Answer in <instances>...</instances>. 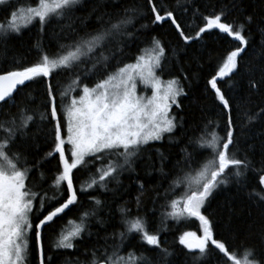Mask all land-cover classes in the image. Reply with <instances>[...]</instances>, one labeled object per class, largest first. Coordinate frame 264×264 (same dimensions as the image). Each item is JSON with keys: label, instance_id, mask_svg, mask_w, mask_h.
<instances>
[{"label": "snow or ice", "instance_id": "1", "mask_svg": "<svg viewBox=\"0 0 264 264\" xmlns=\"http://www.w3.org/2000/svg\"><path fill=\"white\" fill-rule=\"evenodd\" d=\"M146 3L151 24L170 22L185 45L201 39L202 34L213 29L239 42L208 80L224 113L223 134L216 131L219 124L206 121L199 136L188 138L191 151L187 145L181 148L183 163L178 160L171 174L164 172L165 155L156 149L161 160L160 171L171 180L164 192L165 207L170 211L162 216L174 221L194 217L200 222L202 235L188 231L179 237V243L193 254L194 264H212L214 252L222 254L231 264H264V132L260 137L258 162L247 154L238 155L249 150L255 155V144L246 142L245 145L242 140L257 139L250 126L259 123L264 127V106L258 105V111L249 109L242 114L241 107H234V101L218 86V81L225 77H240L245 83L246 96L264 97V18L257 22L252 14L241 12L243 0H229V4L218 12L201 14L205 23L192 36L185 33L176 13L191 11L194 16L199 14L194 0L191 8L185 7L182 0H176L175 7L158 6L154 0H146ZM82 4L83 0H38V6H25L16 0H0V7L9 13L6 22L0 23V44H7L14 36L21 35L22 29L34 22L39 24L42 34L45 26L53 21L60 27V34L54 33L56 51L45 49L38 41L36 63L0 74V264H29L33 253L39 264H52V257L46 253L43 233L78 203L74 170L79 169L88 176L80 184V192L109 191V184H119L124 172L135 171L136 160L154 147L155 142L164 140L166 134L171 140V134L178 127L177 116L171 110L173 106L182 107L179 98L187 96L182 79L187 80L188 76L181 66L180 75L167 81L161 79L171 62L169 47L152 36L148 45L139 49L135 62L121 64L120 61L124 50L134 45L143 34L142 29L149 26L136 27V21L145 12L132 5L124 9L123 15L113 18L102 10L104 2L100 0L93 8V12L99 13L96 16L98 26L87 31L86 20L75 16ZM232 11L240 12L244 17L238 26L222 22V17ZM254 28L260 36L259 45L250 38ZM246 50L257 58L253 67L240 64L244 59L242 53L248 55ZM171 52L172 56L176 55L175 49ZM61 75L69 81L62 89L53 83ZM34 82L46 85V94L39 106L27 94L20 96ZM138 85L150 88L151 95H139ZM78 88L82 94L72 96ZM242 115L247 118V124L238 128L237 120ZM50 127L54 129L51 133L53 144L41 155L36 151L37 134L47 133ZM245 128L249 129L247 133ZM44 139L47 140V135ZM66 146H69L70 157L66 156ZM34 153L30 161L29 156ZM57 154V173L52 177L50 187L45 188L48 177L42 169L45 162H50ZM250 173L258 174L259 189H253L250 198H254L261 213L259 230L243 246L242 253H238L215 237L213 222L202 214V209L221 186L235 184L241 190L250 187ZM181 187L184 190L178 198L168 196L169 192ZM137 191L135 202L139 209L145 192L143 182H139ZM155 195L159 197L160 193ZM61 196L65 198L61 200ZM91 200L95 207L84 211L78 223L69 221L73 227L62 229L58 234L53 245L57 253L78 250L76 242L83 239L89 217L95 216L104 204L95 196ZM118 211L123 231L112 233L111 244L107 243L106 237L103 246L92 247L85 261L77 258L71 264H153L147 253L155 251L165 259L171 255L162 246L159 230L150 231L144 217L130 215L131 210L124 206ZM164 222L162 219L161 223ZM98 223L103 226L104 222ZM133 234L139 235L142 245L147 247L140 253L128 251L123 254L124 242Z\"/></svg>", "mask_w": 264, "mask_h": 264}, {"label": "trees", "instance_id": "2", "mask_svg": "<svg viewBox=\"0 0 264 264\" xmlns=\"http://www.w3.org/2000/svg\"><path fill=\"white\" fill-rule=\"evenodd\" d=\"M16 2L25 6H35L37 0H16ZM98 2L100 0H83V4L75 12L76 17L86 20L87 31H92L94 27L98 26L96 16L99 13L93 12V8ZM103 2L104 7L102 10L110 13L113 18L118 14L123 15L126 7L135 5L145 12L136 21V27L139 28L141 24L149 25L147 28L142 29L143 34L139 35L136 43L124 50V53L120 56L121 64L132 63L139 54V49L146 47L152 36H155L170 49L168 54L171 57V62L167 65V70L163 73L161 79L168 80L180 75L179 68L182 66L184 73L188 76L187 80L182 79L187 96L179 98L182 101L180 109L173 106L171 110L177 116L178 123L176 131L171 134L172 139L169 140L168 134H166L164 140L155 142L154 147H150L140 159L136 160L134 164L135 171L124 172L119 178V184L115 182L109 184V191L96 189L80 192V184L88 179V176L81 173L79 169L74 170V187L78 192V203L71 206V211L62 214V218H58L57 223L52 227H48L43 233L46 253L52 257V264H71V261L77 258L82 262L85 261V257L87 254H90L92 247L103 246L106 237L108 238L107 243L111 244L113 242L111 238L112 233L123 231L118 209L124 206L131 210L130 215L144 217L148 222L150 231L159 230L162 246L171 253L166 259L162 255H157L155 251L147 253L152 259L153 264H194L193 254L189 253L179 243V237L188 231L201 235V225L193 217L176 222L162 216V213L169 211V208L165 207L167 201L164 198V192L169 188L171 180L162 175L160 171L161 160L157 155L156 149L158 148L165 155V160L163 161L164 172L171 174L173 165L178 160L183 163L181 148L187 145L189 151H191V145H188V138L199 136L200 129L204 127L206 121L213 120L219 124L220 127L216 131L221 135L223 134L221 129H223L225 123L224 113L221 111L219 102L214 98V93L208 84V80L216 74L226 59L227 54L239 46V42L213 29L202 34L201 39L193 40L189 45H185L170 22L161 25L151 24L148 18L151 15L150 11H146L149 8L146 0H116L115 3L114 0H103ZM154 2L158 6L175 7L176 5V0H154ZM182 2L185 7L191 8L193 6L192 0H182ZM243 3L244 8L241 9V12L252 14L257 22L264 18V2H261V0H243ZM227 4H229V0H194V6L199 9V14L194 16L191 11L186 13L178 12L176 13L178 22L187 35L194 36L198 28L205 23L201 14H213ZM8 14L7 10L0 7V23L6 22ZM243 19L244 17L240 12L232 11L222 17V22L238 26ZM77 23L79 24L78 21ZM54 33L60 34V27L55 21L45 26L43 34L41 33L39 24L34 22L29 27L23 28L21 35L14 36L7 44H0V74H3L6 70H17L36 63L39 59L35 47L38 41L43 43L45 49L56 51L57 44ZM80 34L83 35V31ZM250 38L255 45H259L260 36L258 30L254 28ZM172 49L176 50L175 56H172ZM242 56L244 59L240 61L241 66L248 65L249 67H253L257 64V58L251 51H248V55L246 56L242 53ZM113 64L115 65V61ZM68 82V79L62 75L57 76L53 81L61 89L66 87ZM218 86H221L222 91L226 93L228 98L234 101V107H241L242 114L249 109L258 111V105L264 106V97L255 94L246 96L245 83L240 77H236L235 79L225 77L223 81H218ZM80 91L78 88L71 95L77 96ZM25 94L39 106L46 94V85L34 82L31 87L24 89L20 93V96L23 97ZM4 111L7 112L8 109ZM11 111L15 112L16 109L11 108ZM243 124H247V118L242 115L241 119L237 120V127L239 128ZM250 128L257 139L242 140V144L246 145V142L254 143L256 146L255 155L250 150L247 153L241 151L238 155L242 157L247 154L249 158L258 162L260 159V137L262 132H264V127L256 123L254 126H250ZM53 130L50 127L47 133L43 135L37 134L36 142L38 148L36 151L41 155L49 151L50 146L53 144V137L51 135ZM33 131L35 132V129ZM248 131L249 129L245 128V133ZM44 135H47V140L44 139ZM34 156L35 153L33 156H29V160L31 161ZM99 163L97 162V165ZM193 165L195 166V161ZM57 167L58 154L50 162H45L42 169L48 177V183L44 185L45 188L50 187L51 179L57 173ZM139 182L144 183L145 192L141 197L143 203L137 209L135 198L139 194L137 191ZM248 183L250 187L243 190L235 184H229L228 187L221 186L209 198L210 202L205 205V209H202V214L209 216L213 222L215 237L225 242L230 249L238 253H242L243 246L248 244L259 230L260 223V210L253 202L254 198H250V192L253 189H259L258 174L250 173ZM64 187L66 188V185ZM181 191L182 187L177 188L174 192H169L168 196L176 198ZM157 192L160 193L159 197L155 195ZM49 195H51V190L49 191ZM92 196L99 198L104 204L97 210L95 216L89 217L83 239L76 242L78 250H70L67 254L57 253L53 245L57 240L58 234L62 229L73 227V224H70L69 221L78 223L84 211L95 207L91 200ZM64 198L65 196L60 197L61 200ZM37 215L39 214L37 213ZM162 219L165 221L164 224L161 223ZM98 221H103V226ZM29 237L31 246V234ZM146 247V245H142L139 235L133 234L124 242L122 253L126 254L128 251L140 253ZM34 256V253L30 256V264H39L38 258L34 259ZM217 261L219 264H231V262L226 261V258L222 254L217 255L214 252L212 264H217Z\"/></svg>", "mask_w": 264, "mask_h": 264}, {"label": "rangeland", "instance_id": "3", "mask_svg": "<svg viewBox=\"0 0 264 264\" xmlns=\"http://www.w3.org/2000/svg\"><path fill=\"white\" fill-rule=\"evenodd\" d=\"M35 6H38V0H37V3H36V5ZM133 62H135V60L133 61ZM132 62V63H133ZM163 80V79H162ZM164 81H167V80H164ZM137 92H138V94L139 95H148V96H150L151 95V89L149 88V89H144L143 88V85H138V89H137ZM79 94H82V92L80 91V93ZM75 96V95H74ZM69 146H67V148H68ZM67 148H66V156H69L70 157V152H68L67 151ZM183 188H182V191L180 192V193H182L183 192ZM178 196H179V193H178V195H177V197L176 198H178ZM169 211H170V208H169ZM185 216H186V214H185ZM190 218H192V217H187L186 216V218H184V219H182V220H179V221H183V220H187V219H190ZM194 218V217H193ZM174 221V220H173ZM177 222V221H176ZM70 228H72V227H68V228H66V229H70ZM202 235V234H201ZM29 236H30V234H29ZM31 241H30V237H29V243H30ZM29 260H30V257H29ZM38 263V262H37ZM29 264H30V262H29Z\"/></svg>", "mask_w": 264, "mask_h": 264}]
</instances>
